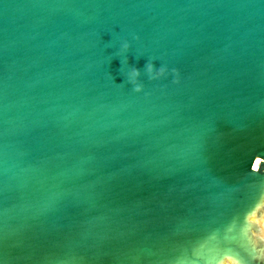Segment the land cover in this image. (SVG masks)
<instances>
[{
  "label": "water",
  "instance_id": "water-1",
  "mask_svg": "<svg viewBox=\"0 0 264 264\" xmlns=\"http://www.w3.org/2000/svg\"><path fill=\"white\" fill-rule=\"evenodd\" d=\"M0 264H264V0H0Z\"/></svg>",
  "mask_w": 264,
  "mask_h": 264
},
{
  "label": "clouds",
  "instance_id": "clouds-1",
  "mask_svg": "<svg viewBox=\"0 0 264 264\" xmlns=\"http://www.w3.org/2000/svg\"><path fill=\"white\" fill-rule=\"evenodd\" d=\"M130 48L131 45L128 43H122L120 45L119 51L121 53L120 56L123 58L122 59L123 64L128 63L126 59V54L129 52ZM145 73L155 79H158L162 75V73L154 67V64H149V63H147L145 66ZM141 75H142L141 72L136 68H131L125 74L126 84L131 85L132 90L137 94L143 93L144 91ZM120 85H125V84H120Z\"/></svg>",
  "mask_w": 264,
  "mask_h": 264
},
{
  "label": "rangeland",
  "instance_id": "rangeland-1",
  "mask_svg": "<svg viewBox=\"0 0 264 264\" xmlns=\"http://www.w3.org/2000/svg\"><path fill=\"white\" fill-rule=\"evenodd\" d=\"M257 163H259V161H257Z\"/></svg>",
  "mask_w": 264,
  "mask_h": 264
},
{
  "label": "bare ground",
  "instance_id": "bare-ground-1",
  "mask_svg": "<svg viewBox=\"0 0 264 264\" xmlns=\"http://www.w3.org/2000/svg\"><path fill=\"white\" fill-rule=\"evenodd\" d=\"M259 161V160H258Z\"/></svg>",
  "mask_w": 264,
  "mask_h": 264
}]
</instances>
